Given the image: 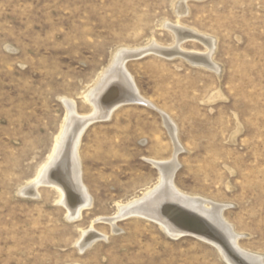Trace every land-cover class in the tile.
I'll return each mask as SVG.
<instances>
[{
    "label": "rangeland",
    "instance_id": "374dc122",
    "mask_svg": "<svg viewBox=\"0 0 264 264\" xmlns=\"http://www.w3.org/2000/svg\"><path fill=\"white\" fill-rule=\"evenodd\" d=\"M181 1L0 0V264H256L257 256L264 264V0H185L184 16ZM165 24L191 33L181 42L185 57L150 52L126 62L132 84L154 106L123 104L87 124L80 138L92 207L74 222L55 187L20 195L63 131L62 99L90 118L95 108L86 93L119 50L152 41L176 47ZM194 32L214 38L219 73L197 64L209 51ZM161 112L176 124L182 146L176 188L225 206L241 253L213 213L201 221L205 230L214 227L207 236L176 239L139 216L119 219L112 231L117 203L158 183L150 162L174 157ZM90 229L102 238L81 252L76 245Z\"/></svg>",
    "mask_w": 264,
    "mask_h": 264
},
{
    "label": "bare ground",
    "instance_id": "6f19581e",
    "mask_svg": "<svg viewBox=\"0 0 264 264\" xmlns=\"http://www.w3.org/2000/svg\"><path fill=\"white\" fill-rule=\"evenodd\" d=\"M184 2L185 0H182L177 6L178 14L182 16H184L187 12ZM164 27L173 30L176 33L175 36H177L178 40L176 47L174 49L167 50L161 48V45L158 46L156 41H152L146 48L119 50L113 57L112 65L108 67L106 71H103L98 84L95 85L96 87L90 90L88 94L86 93L85 100L88 103L90 102L93 104V108H95V113L90 118L78 117L75 109V102L72 100L62 99L67 107V116L65 117L66 120H64L65 124L62 126L63 131L62 133L60 132V136L55 139L56 141L53 150L49 153L50 156L46 165L42 166L43 168L40 170L37 177L34 178V180H31L27 187L23 188V190L21 189L20 195L37 196V191L43 184L55 187L61 194L62 201H60L62 202V205L66 206L69 211L67 219L74 222L76 220H80L84 210L92 207L93 198L90 196L89 192H87L88 189L81 180V161L77 153L80 147V138L83 136L86 127H88L87 124L91 122L93 123L95 120L99 121V119L102 118H110L113 111L117 110L123 104L140 103L151 108L154 106L151 102L141 97L135 85L132 84L133 78L129 75L128 71H126V62L129 57L133 58L134 54L138 55L139 58V56L150 52L161 54L162 57H172L175 55L185 57L186 52L180 51V47L181 42H184L186 39L189 40L191 37L189 30L187 31L186 29H183L184 27L181 28L179 26L172 27L169 24H165ZM194 33L195 36H193V39H199L204 42L209 51L205 58L202 59L204 63L197 64L208 66V68L215 71L217 70L219 73L217 68L218 66L212 59V54L214 53L215 48L214 38L209 39L205 38L206 36L203 37L199 36L200 34L198 35L196 32ZM190 56L191 61L193 62L200 60L196 55ZM161 115L164 119L166 127L171 132L170 136H172L175 145L174 157L172 160L166 161L167 163L163 161H149L157 167L160 172V175H158V183L155 187L147 189L143 193L142 197L138 199L130 200L127 203H117L118 213L116 217L109 220L106 219L111 223L113 228L112 231H116V224L119 219L125 218L126 216H139L149 220H154V222L157 221V223L159 222L162 229L176 239L186 233L207 236V232L209 230H214V225L212 224L213 228L205 230V225H203L201 221H207L208 218H210L209 215L212 216L213 213L218 220L217 227L220 228V225L224 227L226 232L229 234V237H231L230 239L233 240L236 251L238 250L240 252L237 243L239 240L238 238H241V235L238 233L236 234L233 227L227 224L228 222H225L222 213L225 206L215 204L202 198H193L182 193V191L176 188L174 174H176L180 167L177 162V155L181 152L182 146L178 140V129L176 124L173 123L171 118L165 113L161 112ZM69 147L70 149H68ZM186 213L191 215V217L187 216ZM211 218L214 219V217ZM210 220H208V222H210ZM209 225H211V223ZM99 238L102 237L90 229L89 231L83 233L81 242L79 244L77 243L78 245L76 246H78L81 252H84L91 248L93 243H95ZM105 238L104 240L107 239ZM244 255L246 257L253 258L251 254L246 253ZM254 260H256V264H263V257L261 256H257Z\"/></svg>",
    "mask_w": 264,
    "mask_h": 264
},
{
    "label": "water",
    "instance_id": "95a60500",
    "mask_svg": "<svg viewBox=\"0 0 264 264\" xmlns=\"http://www.w3.org/2000/svg\"><path fill=\"white\" fill-rule=\"evenodd\" d=\"M135 56L137 57L138 55H134L133 57H135ZM127 104H128V103H127Z\"/></svg>",
    "mask_w": 264,
    "mask_h": 264
}]
</instances>
